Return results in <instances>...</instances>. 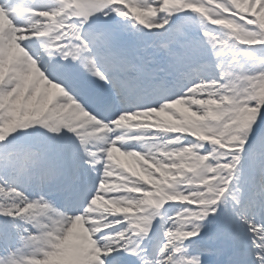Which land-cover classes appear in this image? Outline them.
Returning a JSON list of instances; mask_svg holds the SVG:
<instances>
[{
    "label": "snow or ice",
    "instance_id": "obj_1",
    "mask_svg": "<svg viewBox=\"0 0 264 264\" xmlns=\"http://www.w3.org/2000/svg\"><path fill=\"white\" fill-rule=\"evenodd\" d=\"M0 264H264V0H0Z\"/></svg>",
    "mask_w": 264,
    "mask_h": 264
}]
</instances>
